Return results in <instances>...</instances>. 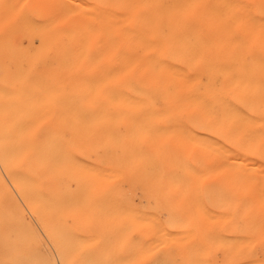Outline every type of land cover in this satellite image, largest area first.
I'll list each match as a JSON object with an SVG mask.
<instances>
[{
  "label": "bare ground",
  "instance_id": "obj_1",
  "mask_svg": "<svg viewBox=\"0 0 264 264\" xmlns=\"http://www.w3.org/2000/svg\"><path fill=\"white\" fill-rule=\"evenodd\" d=\"M122 103L148 110L132 161L145 189L138 249L173 232L170 209H153L149 189L186 188L197 174L203 184L264 189V0H0V136L57 108L71 117L101 109L94 120ZM30 131L15 140L31 150ZM117 134L101 139L110 145ZM111 146L119 169L132 148ZM63 167L80 173V188L84 168Z\"/></svg>",
  "mask_w": 264,
  "mask_h": 264
},
{
  "label": "rangeland",
  "instance_id": "obj_2",
  "mask_svg": "<svg viewBox=\"0 0 264 264\" xmlns=\"http://www.w3.org/2000/svg\"><path fill=\"white\" fill-rule=\"evenodd\" d=\"M108 110L109 117L89 120L101 109L79 108L75 111L83 117H71L72 109L57 108L33 124L17 122L6 129L8 137L0 136V264H264V189L203 184L201 174L186 176V188L149 189L153 209H170L173 232L154 245L157 249H138L145 189L132 161L136 133L148 122H142L140 112L148 110L129 103ZM25 127L35 138L31 150L27 140H15L25 136ZM114 129L118 143L109 145L101 138ZM63 145L79 157L65 158ZM111 145L132 148L130 161L118 163L119 169L109 164ZM63 165L84 168L80 188L73 178L80 173L67 176L71 173Z\"/></svg>",
  "mask_w": 264,
  "mask_h": 264
}]
</instances>
